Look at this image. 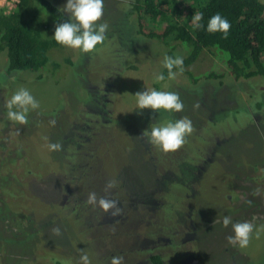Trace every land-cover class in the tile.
<instances>
[{
    "label": "rangeland",
    "instance_id": "1",
    "mask_svg": "<svg viewBox=\"0 0 264 264\" xmlns=\"http://www.w3.org/2000/svg\"><path fill=\"white\" fill-rule=\"evenodd\" d=\"M51 1L60 9L67 3ZM127 9L125 0H104L99 23L109 25L105 41L89 53L63 45L52 49L45 69L53 66L54 73L7 74V57L0 52V264H81L85 254L91 264H110L116 255L123 264H151L152 254H160L164 264H264V82L226 74L193 83L177 71L175 79L155 82L169 49L138 35L136 16ZM175 55L184 58L186 52L177 48ZM204 64L188 70L199 76ZM21 87L39 102L26 125L7 116L6 104ZM153 87L179 93L183 111L137 109L133 95ZM256 99L263 101L258 110L251 105ZM182 117L194 128L187 148L185 143L165 153L141 136L154 124ZM71 124L80 127L78 144ZM203 135L205 160L193 166L195 177L186 190L169 186L186 152L201 149L197 136ZM49 142H59L62 150L50 151ZM70 147L73 155L64 161ZM110 180L116 186L105 192ZM82 187L87 196L95 192L117 201L121 214L89 205ZM162 192L181 197L182 209L159 222L161 204L173 210L178 205L158 197ZM224 216L254 224L247 247L227 243L233 233L231 225L223 226Z\"/></svg>",
    "mask_w": 264,
    "mask_h": 264
},
{
    "label": "trees",
    "instance_id": "2",
    "mask_svg": "<svg viewBox=\"0 0 264 264\" xmlns=\"http://www.w3.org/2000/svg\"><path fill=\"white\" fill-rule=\"evenodd\" d=\"M127 3L131 4V7L126 13L136 16L138 35L148 40L160 41L162 45L168 47L169 56L175 57L177 48L185 50L182 73L186 74L191 82L195 83L199 79L218 80L226 74L232 76L235 81L258 79L264 82L263 0H128ZM55 4L51 0H19L9 15L0 14V52H5L7 57V74L15 71L31 73L40 71V74L56 71L53 66L51 70L45 68L49 64L48 53L58 48L60 44L52 37L44 38L43 33L51 30L54 35L55 29L51 27V21L58 24L67 21L69 17ZM197 12L203 13L201 21L203 27L200 29L192 26V17ZM216 13H220L231 24L227 38H224L221 32L209 33L206 30L208 20ZM214 57L221 61L223 69L213 64ZM207 61L210 62L209 67ZM66 63L71 68L75 64L71 59H67ZM195 63L199 65L205 63L203 72L199 76L188 70ZM131 64L124 67L131 68ZM173 71L179 72V69ZM162 74L165 80L161 82H167V69H164ZM39 78H42V75ZM158 86L160 85L156 83L155 88ZM262 103V100L256 99L251 105H256L258 110L262 107ZM210 123L216 126L214 122ZM208 126L203 129L211 130L212 128ZM70 129L77 128L71 124ZM146 129L149 131L148 128ZM79 130L80 127L73 133L74 142L76 137L78 139L81 136L78 134ZM197 137L202 139L204 144L196 154L185 150L190 154L185 158L183 165L178 163L179 172H175L176 180H173L171 185L169 182V186L176 185L186 190L192 177H195L193 166L197 161L205 160L207 140H204V135ZM69 143L71 144V141ZM75 143L78 144L77 141ZM188 143L186 142V148ZM72 155V147H70L64 151L63 160H69ZM81 168L79 166V169ZM81 186V184L77 185V188ZM81 190L87 199L84 188L82 187ZM160 195H163L162 199L168 198V201L173 200L172 202L178 205H174L173 210L171 208L173 205L161 204L160 207L165 209H161L163 212L157 221L176 218L182 209H180L181 197L175 196L176 193L173 192L171 195L166 193L167 196L162 192L158 197ZM149 260L151 264H164L160 254H152Z\"/></svg>",
    "mask_w": 264,
    "mask_h": 264
},
{
    "label": "clouds",
    "instance_id": "3",
    "mask_svg": "<svg viewBox=\"0 0 264 264\" xmlns=\"http://www.w3.org/2000/svg\"><path fill=\"white\" fill-rule=\"evenodd\" d=\"M126 6L131 7V4ZM69 14L67 21L58 23L55 26L54 38L55 42L80 50L83 53H89L95 50L98 44H102L106 39V32L109 25L107 22L99 23L104 15V0H67V3L61 9ZM203 13H194L192 17V26L195 29L203 27L201 21ZM231 28L230 22L220 13L211 16L207 22V31L209 33L221 32L224 38H227ZM45 35V34H44ZM163 67L168 71V79H175L177 73L173 69H179L183 72V57L169 56L163 57ZM154 81L159 83L165 80L162 73L154 74ZM136 99L137 109H151L154 112L164 110L166 112H182L184 104L180 99L179 93L173 91L146 89L138 91L133 95ZM6 107L8 109V119L21 125H26L28 121V113L30 110L39 108V102L26 88L17 89L8 100ZM199 104H195L194 108H198ZM50 125L55 126V120L49 121ZM194 131L192 122L187 117L176 120H166L161 124H154L150 131L144 130L141 134L147 137L149 142L158 147L161 151L175 152L179 150L185 143L186 137ZM48 138L45 137V140ZM47 147L50 151H61L63 146L59 142H49ZM116 186V181L110 180L105 186V192ZM89 205L100 207L104 212H110L112 216L121 214V209L115 200L97 197L95 192H90L87 196ZM249 203H251L249 201ZM215 219L213 220V223ZM224 227L231 225L232 235L226 237L227 243L231 246L245 248L249 245L254 231V224L250 221L233 223L230 216H224L222 219ZM54 235H60L59 228H53ZM259 231L256 232V238H259ZM81 264H91L89 257L85 254L80 257ZM110 264H123V257L120 255L113 256Z\"/></svg>",
    "mask_w": 264,
    "mask_h": 264
},
{
    "label": "built area",
    "instance_id": "4",
    "mask_svg": "<svg viewBox=\"0 0 264 264\" xmlns=\"http://www.w3.org/2000/svg\"><path fill=\"white\" fill-rule=\"evenodd\" d=\"M19 0H0V14L9 15Z\"/></svg>",
    "mask_w": 264,
    "mask_h": 264
}]
</instances>
